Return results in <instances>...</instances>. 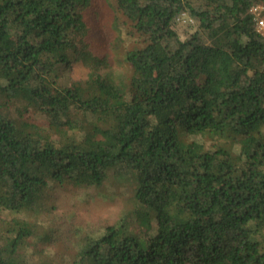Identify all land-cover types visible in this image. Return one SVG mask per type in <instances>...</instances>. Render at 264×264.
Returning a JSON list of instances; mask_svg holds the SVG:
<instances>
[{
	"label": "trees",
	"instance_id": "trees-1",
	"mask_svg": "<svg viewBox=\"0 0 264 264\" xmlns=\"http://www.w3.org/2000/svg\"><path fill=\"white\" fill-rule=\"evenodd\" d=\"M88 1L0 0V264H264V0H113L140 37L121 77L77 52ZM76 61L87 73L67 85ZM108 178L134 181L133 209L30 262V239L51 241L50 189Z\"/></svg>",
	"mask_w": 264,
	"mask_h": 264
},
{
	"label": "rangeland",
	"instance_id": "rangeland-1",
	"mask_svg": "<svg viewBox=\"0 0 264 264\" xmlns=\"http://www.w3.org/2000/svg\"><path fill=\"white\" fill-rule=\"evenodd\" d=\"M113 0H89L80 7L82 19L85 23L84 32H78L77 52L81 53L84 46L98 56L107 57V68L115 77L129 74V65L125 60V52L137 44L140 37H131L129 27L113 8ZM173 27L181 39L191 35L196 24L187 13H181L173 22ZM87 70L79 61L72 62L68 69L62 70L61 79L67 85L77 84L85 77ZM29 117L37 122L42 116L32 112ZM197 141L210 146L212 142L207 137L196 136ZM132 179H106L99 187L75 188L71 186L51 188L47 197L54 196V206L41 217L42 226L51 234V241L46 242V235L41 233L33 236L23 252H27L30 262L38 260L43 255L52 260L63 258L73 247L75 230L83 232L98 231L114 226L121 214L133 209L130 196L134 187ZM46 198V197H45ZM49 205V203H48ZM0 211V219L6 215ZM5 224H0V229ZM37 242V243H36ZM51 243V244H50ZM49 244L50 246H48ZM35 252L32 254V247ZM41 247V251L39 248ZM40 251V252H39ZM41 253V254H40Z\"/></svg>",
	"mask_w": 264,
	"mask_h": 264
},
{
	"label": "built area",
	"instance_id": "built-area-1",
	"mask_svg": "<svg viewBox=\"0 0 264 264\" xmlns=\"http://www.w3.org/2000/svg\"><path fill=\"white\" fill-rule=\"evenodd\" d=\"M253 16L256 31L264 38V8L261 5H255L250 9Z\"/></svg>",
	"mask_w": 264,
	"mask_h": 264
}]
</instances>
